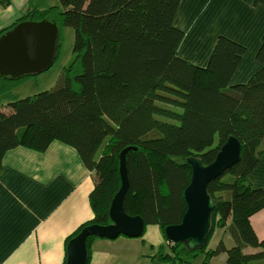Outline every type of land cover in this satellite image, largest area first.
<instances>
[{
    "label": "trees",
    "instance_id": "trees-1",
    "mask_svg": "<svg viewBox=\"0 0 264 264\" xmlns=\"http://www.w3.org/2000/svg\"><path fill=\"white\" fill-rule=\"evenodd\" d=\"M59 2L31 8L0 31L1 36L25 20L54 21L59 30L55 60L61 28L72 25L75 31L72 59L56 85L0 107V170L6 153L17 147L44 152L60 141L77 150L93 172V218L67 238L68 247L85 226L112 222L109 209L121 187L120 156L125 151L130 180L125 211L141 216L145 226H159L169 248L166 252L161 246L151 256L153 264H192L204 250H189L165 234L187 210L188 159L210 164L235 136L242 144L240 161L208 185L216 204L210 235L222 224L233 244L219 240L205 255L211 259L226 253L227 264H264V238L251 223L264 208V188L249 181L264 153V35L257 52L262 67L248 82L233 84L246 52L243 44L220 35L205 67L179 56L185 33L174 20L181 0ZM10 3L0 0L5 7ZM260 3L264 0H255ZM30 76H0V98ZM96 238H87V264ZM250 247L255 250L247 251Z\"/></svg>",
    "mask_w": 264,
    "mask_h": 264
},
{
    "label": "crops",
    "instance_id": "crops-1",
    "mask_svg": "<svg viewBox=\"0 0 264 264\" xmlns=\"http://www.w3.org/2000/svg\"><path fill=\"white\" fill-rule=\"evenodd\" d=\"M53 3L58 0H11L7 7L0 4V31L29 9H44ZM174 23L187 38L179 49V56L187 62L207 66L215 41L223 35L246 48L233 84L248 82L262 67L257 52L264 35V4H255V0H181ZM249 181L255 188H264V153ZM94 185L93 172L77 150L63 142H52L44 152L24 147L9 150L0 170V264H62L67 238L93 218L90 194ZM251 223L264 238V208L251 217ZM155 228L159 245L165 239L160 227ZM128 238L142 241L141 237L124 235L97 237L91 243L89 264H111L112 253L125 252L123 245ZM148 241L144 237L136 248L143 249V242ZM223 258L227 260L226 253Z\"/></svg>",
    "mask_w": 264,
    "mask_h": 264
},
{
    "label": "water",
    "instance_id": "water-1",
    "mask_svg": "<svg viewBox=\"0 0 264 264\" xmlns=\"http://www.w3.org/2000/svg\"><path fill=\"white\" fill-rule=\"evenodd\" d=\"M58 35L57 24L49 19L21 21L5 31L0 36V76L16 79L48 70L55 61ZM241 151V142L231 136L212 163L205 164L197 157L188 159L192 166V176L184 191L187 210L180 223L165 228L168 241L183 243L192 251L207 243L216 205L208 192V185L240 161ZM120 176L121 187L113 197L109 209L112 222L84 227L69 241L65 264H87L89 236L115 239L121 235L140 237L143 234V218L129 215L124 208V200L130 187L125 151L120 156Z\"/></svg>",
    "mask_w": 264,
    "mask_h": 264
},
{
    "label": "rangeland",
    "instance_id": "rangeland-1",
    "mask_svg": "<svg viewBox=\"0 0 264 264\" xmlns=\"http://www.w3.org/2000/svg\"><path fill=\"white\" fill-rule=\"evenodd\" d=\"M48 1L49 0H47V2ZM59 3L60 2L58 0V3H53L51 5L54 4L60 5ZM60 36L61 38L59 37L60 38L59 41H61V47L58 57L53 63V65L48 70L30 76L14 90L4 94L0 98V107H5L10 101L18 100L20 98L38 93L46 89H51L56 85L64 67L72 59V50H73V43L75 38V31L73 26L72 25L63 26L60 30ZM185 38L186 36L184 37L180 48L183 47V42L185 41ZM187 41H189V38ZM221 225L220 226L218 225L213 229L210 237L208 238L207 241L208 243H206L202 247V250L204 251L200 253L193 260L192 264H203V262L206 260H208V264H227L226 258L225 259L223 258L224 253L220 255H216L211 259H208V256L205 255V249L208 250L210 248L213 249L216 248L219 240L220 241L224 240L227 246H231L233 244V239L229 231H227V229L223 227V225L222 226ZM155 227L156 225H149L148 227L145 226V230L143 234L140 236L141 237L140 239L144 241V237H146L150 242L149 241L147 243L143 242L146 244V246L143 247V249L141 250L136 248L137 244L142 243V241L139 240L138 238H128L127 240H125L126 243L125 245H123L125 252L115 253L114 251L112 253L113 257L111 264H153L151 260V256H153L154 253L159 254V249L161 246H164L165 251L168 252L169 248L166 240L165 242L162 241L159 245H157L156 241L158 240L159 236L156 234ZM151 243H154L155 245H152ZM249 249L252 248H248L247 251H249Z\"/></svg>",
    "mask_w": 264,
    "mask_h": 264
}]
</instances>
